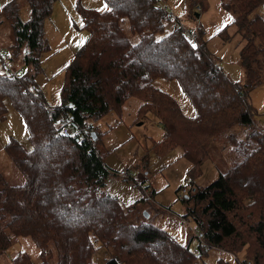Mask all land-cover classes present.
Wrapping results in <instances>:
<instances>
[{"label": "trees", "instance_id": "obj_1", "mask_svg": "<svg viewBox=\"0 0 264 264\" xmlns=\"http://www.w3.org/2000/svg\"><path fill=\"white\" fill-rule=\"evenodd\" d=\"M54 1L27 0L28 20L12 26L15 51L23 47L24 62L33 72L15 78L0 72V120L8 101L22 117L29 143L26 148L11 139L4 147L24 182L11 185L0 175V254L22 238L32 252L19 251L8 264H94L102 248L109 252L103 264H199L213 248L246 256L254 244L258 264L257 252L264 255L263 130L252 128L247 143L233 145L238 161L213 182L180 198L192 205L186 216L197 232L193 251L143 217L131 221L132 209L103 191L110 172L95 150L100 133L92 123L118 112L128 98H138V115L152 113L164 131L163 141L152 148L164 152L180 147L195 174L209 160V142L232 124H252L247 93L264 80V20L258 12L264 0L221 4L233 13L229 26L242 41L243 84L222 72L199 27L190 41L175 27L180 24L175 17L169 26L172 21L155 6L157 0H102L111 11L78 5L87 38L64 69L61 103L50 107L35 87L40 61L32 54L42 49L43 23ZM204 1L195 0V7L201 10ZM218 35L228 41L227 26ZM159 78L178 83L194 116L184 115L171 95L153 85ZM65 116L70 127L82 128L83 138L60 134ZM246 233L253 239H246ZM217 263L229 264L222 259Z\"/></svg>", "mask_w": 264, "mask_h": 264}, {"label": "rangeland", "instance_id": "obj_2", "mask_svg": "<svg viewBox=\"0 0 264 264\" xmlns=\"http://www.w3.org/2000/svg\"><path fill=\"white\" fill-rule=\"evenodd\" d=\"M224 1L226 0H206L200 10L195 7V0H158L189 32L195 33L196 28L201 26L204 32L203 41L212 59L228 79L236 84H243L244 73L239 63L242 41L235 34L234 27L229 26L231 22L227 18H233L234 15L221 6ZM105 4L102 0L53 2L51 14L43 23L42 49L32 54L40 61L34 77L35 87L48 106L54 107L61 103L60 89L64 69L87 38L77 6L98 11L104 9ZM29 16L27 0H0V53H15V64L23 66L22 70H18V76L31 74L33 70L31 64L24 62L23 47L20 52L15 51L12 26L16 20L26 21ZM166 16L172 21L169 26L174 25V20ZM226 26L230 35L228 41L222 40L218 35ZM189 40L193 41L194 37ZM0 72L4 74L1 69ZM153 85L171 95L184 115L194 116L192 105L176 81L159 78ZM247 100L252 109V124H232L218 140L209 142V160L192 174L191 163L182 156L183 150L180 147L164 152H157L152 148L154 143L163 141L164 131L152 113L138 115L141 103L138 98H128L118 112L112 110L92 123L100 133L95 150L110 172L103 191L116 198L125 209H132L128 215L131 221H135L136 217H143L153 226L165 230L178 243L189 244L190 250L194 251L197 246L196 229L192 220L186 216L187 208L192 205L179 198L178 189L185 186H193L194 189L195 186L203 187L213 182L220 172L238 161L233 145L237 141L247 143V135L252 128L264 130V80L247 93ZM6 106L5 117L0 120V175L11 185H21L24 179L8 160L4 147L9 140L15 139L29 148L28 134L22 117L8 101ZM70 133H75L72 126ZM228 136L233 137V143ZM120 170H128L132 174L137 171L139 175L134 180H125L119 175ZM245 201L252 202L250 199ZM260 202L264 204L263 201ZM251 212V209L250 212L247 210L245 217H251ZM249 235L250 233H246V239H253ZM249 248L246 256L243 251L233 255L213 248L198 259V263L218 264V259H222L229 264H255L253 255L258 247L251 244ZM23 250L32 252L29 243L19 238L7 252L0 254V264H8L17 252ZM108 253L103 248L99 249L93 257L94 264H103L109 257ZM257 254L261 258L258 264H264V255L261 251Z\"/></svg>", "mask_w": 264, "mask_h": 264}, {"label": "built area", "instance_id": "obj_3", "mask_svg": "<svg viewBox=\"0 0 264 264\" xmlns=\"http://www.w3.org/2000/svg\"><path fill=\"white\" fill-rule=\"evenodd\" d=\"M155 6L158 9H163L164 11H166L168 17L174 19V17L172 16L171 13L167 12V9L161 5L158 0L155 3ZM176 26L180 28L181 33L189 39H193V35L192 32H189L185 27H183L181 24L176 23ZM23 66L21 65H16L12 56L10 55V53L8 52H4L3 54L0 53V69L3 71V73L10 77V78H15L18 77L17 72L18 70H22ZM92 131V130H90ZM59 132L62 136L64 137H70L73 134L70 133V124H69V119L68 117H63L62 120L59 123ZM75 133L80 137L83 138L84 137V133L82 128H75ZM264 133V130H263ZM119 175L125 178H131V179H135L136 176L139 175V172H135L134 174H132L130 171L128 170H120L119 171ZM194 189L191 188L190 186H185L179 189L178 192V196L179 198L184 197L188 192H193ZM196 232V230H195ZM197 233V232H196Z\"/></svg>", "mask_w": 264, "mask_h": 264}, {"label": "snow or ice", "instance_id": "obj_4", "mask_svg": "<svg viewBox=\"0 0 264 264\" xmlns=\"http://www.w3.org/2000/svg\"><path fill=\"white\" fill-rule=\"evenodd\" d=\"M101 10H103V11H111L112 9L109 8L107 4H105L104 9H98V11H101ZM227 20L230 23L232 21V18L228 17Z\"/></svg>", "mask_w": 264, "mask_h": 264}, {"label": "crops", "instance_id": "obj_5", "mask_svg": "<svg viewBox=\"0 0 264 264\" xmlns=\"http://www.w3.org/2000/svg\"><path fill=\"white\" fill-rule=\"evenodd\" d=\"M259 12V14L262 16V18H263V20H264V8L262 7V9H261V11H258ZM199 16V14H197V17ZM176 18V17H175ZM200 29H201V32L202 33H204L203 32V29H202V27L201 26H198ZM159 123V122H158ZM160 125V124H159ZM15 256V255H14ZM13 256V257H14Z\"/></svg>", "mask_w": 264, "mask_h": 264}, {"label": "water", "instance_id": "obj_6", "mask_svg": "<svg viewBox=\"0 0 264 264\" xmlns=\"http://www.w3.org/2000/svg\"><path fill=\"white\" fill-rule=\"evenodd\" d=\"M263 8H264V5H263ZM197 15V14H196ZM96 138V136L93 134V139H95ZM146 217H147V214H146Z\"/></svg>", "mask_w": 264, "mask_h": 264}]
</instances>
